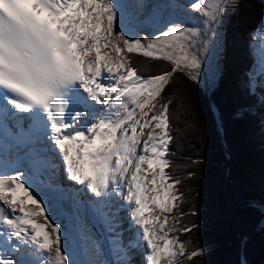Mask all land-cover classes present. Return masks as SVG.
Listing matches in <instances>:
<instances>
[{
  "label": "snow or ice",
  "instance_id": "1",
  "mask_svg": "<svg viewBox=\"0 0 264 264\" xmlns=\"http://www.w3.org/2000/svg\"><path fill=\"white\" fill-rule=\"evenodd\" d=\"M232 6L193 0L185 15L194 14V22L172 21L158 34L138 36L125 28L116 0H0V140L29 148L46 138L67 178L97 198L115 250L143 247L145 264H182L203 254L189 253L174 235L195 225H183L182 180L168 171L176 95L169 89L178 73L200 82L215 26ZM253 41L264 76V27ZM133 55L170 68L144 75ZM26 156L28 179L0 162V264H15L6 253L29 248L32 264H75L39 191L48 154L33 147ZM117 196L124 204L114 207L126 209L136 229L127 241L99 207Z\"/></svg>",
  "mask_w": 264,
  "mask_h": 264
},
{
  "label": "trees",
  "instance_id": "2",
  "mask_svg": "<svg viewBox=\"0 0 264 264\" xmlns=\"http://www.w3.org/2000/svg\"><path fill=\"white\" fill-rule=\"evenodd\" d=\"M237 6L230 25L241 45L230 42L214 89L207 94L179 73L169 89L176 95L168 171L182 180L183 225H195L179 239L203 249L192 264H264V126L257 95L242 88L256 65L253 34L264 20V0ZM132 60L144 75L170 68L138 55Z\"/></svg>",
  "mask_w": 264,
  "mask_h": 264
},
{
  "label": "bare ground",
  "instance_id": "3",
  "mask_svg": "<svg viewBox=\"0 0 264 264\" xmlns=\"http://www.w3.org/2000/svg\"><path fill=\"white\" fill-rule=\"evenodd\" d=\"M116 2L122 5L121 11L125 16L124 26L127 30H135V26L143 24V22H139V20L144 17V14H146L144 9L146 6H148L146 5L148 0H116ZM183 2L187 5L189 3L188 0H183ZM139 15L142 17L139 18ZM160 19L164 22L162 18ZM160 19L153 18L151 16L148 21L152 22L153 20L160 25L162 24L160 23ZM97 107L99 108V106ZM41 142H43V140H41ZM44 144V146H47L52 154L57 155L55 158L60 159L57 151L53 148L50 142H45ZM48 157L49 156H47V158ZM60 163V165L57 163V161L55 163L56 173H50L48 171L46 172L45 176L42 178L45 182L40 184L39 191L40 195L48 205V215L50 219L54 223L61 225L64 248L67 254H69L70 259L75 261V264L99 263L100 254H104V252L102 251L100 253L95 251V241L100 240L98 230H102V232H105L104 240H106L107 244L105 248L109 253L115 256L112 260V264H129V261H134L136 258L141 259V261H143L145 264V250L143 247L136 248L137 250H135V255L132 259L129 257L128 251L124 252L122 255H118V252L110 243L113 235L108 231V225L105 223V220L99 211L98 213L101 216V222L100 225L97 226L98 230L89 222L85 214V209L87 206H92L98 210L97 198L94 197V195L87 189L85 185L77 184L76 182L69 180L64 170L62 161H60ZM18 169L25 174L26 179L30 177V173L27 171L24 165H20ZM48 169L50 168L48 167ZM61 174L62 178L66 180L64 183L58 182V179L60 180L59 177H61ZM51 181L52 183L49 186ZM57 184H63L62 189H66L67 186H69L73 189L72 193H75L73 196H69L62 190H58V192L53 191V189H56ZM46 187L47 189L44 190ZM114 204L122 205L124 204V201L121 200L119 196H117L114 198L112 203L99 205V207L103 208L105 212L110 211L111 215L116 216V213H114L111 209V207H113L112 205ZM121 213H118V218H115L113 223L117 225V228L120 231H122V229L127 226L128 229H132L135 232L136 229L132 224H126L125 216L127 215V218L129 219L127 210L122 208ZM30 253L31 249L29 248L27 254L17 252H9L6 254L11 256L15 264H32V261H34L36 257L33 255L29 257ZM107 260L108 259L105 261Z\"/></svg>",
  "mask_w": 264,
  "mask_h": 264
},
{
  "label": "rangeland",
  "instance_id": "4",
  "mask_svg": "<svg viewBox=\"0 0 264 264\" xmlns=\"http://www.w3.org/2000/svg\"><path fill=\"white\" fill-rule=\"evenodd\" d=\"M132 1H137V0H132ZM190 4L193 2V0H188ZM238 0H233V6L226 12V14L223 16L221 19L220 23L215 26V32L216 35L213 38V42L211 45H209L208 52L207 54L203 57L204 59V66L201 70V79L200 82L197 83L199 86H201L207 94H209V91L214 89V87L217 85L219 78L221 77V73L223 71L222 69V64L223 60L225 57V52L229 49L230 42L233 41L235 44L239 43L240 41L237 39H240L241 36H238V32L235 28H233V25H230V16L232 15L233 11L235 10L234 8L237 6ZM146 8L144 9V17L139 15L141 18L139 22H143V24L139 26L134 27V32L133 34H137L138 36H145V35H150V34H158L166 25H168L172 21L176 22H186V23H192L191 16L194 14H189L188 16L185 15V6L187 5L186 3L183 2V0H148ZM150 6V7H149ZM148 7V8H147ZM238 7V6H237ZM153 18H162L164 22L160 19V23L162 24H157L155 21L152 20V22H149L148 19L150 17ZM155 26V27H154ZM232 27V28H231ZM260 27H264V21L260 25ZM234 30V31H233ZM229 34H234L235 38L232 37V35ZM241 34V33H240ZM258 36V41L261 39L259 34ZM231 37V38H230ZM243 38V37H242ZM258 41L257 43H254L252 45L255 49V54L257 57V64L253 69L252 72V79L251 82L249 83L251 86H255L254 91L252 93L254 95L259 96V107L256 108V113L259 116H262L264 118V76H261L258 74V69H259V57H260V51L258 48ZM241 45V44H240ZM196 83V82H195ZM243 88L247 87L248 84L242 83ZM253 89V88H252ZM264 120V119H263ZM264 126V123H263ZM56 163V161H55ZM60 180L64 183L66 180L61 177H59ZM62 185L63 184H57L56 190H62ZM61 186V189H60ZM66 186V185H65ZM67 191L71 193H66L69 196H73L72 189L67 186ZM44 188V190H46ZM111 207L112 211L116 213L115 218H118V213H121V209H117L112 205ZM178 211V209H177ZM178 213V212H177ZM122 214V213H121ZM126 224H132L131 221L127 218V215L125 216ZM128 222V223H127ZM115 224V223H114ZM116 225V224H115ZM181 225H177V227H180ZM117 227V225H116ZM98 230V228L96 227ZM134 232V231H133ZM135 233V232H134ZM98 234L100 237V240L95 241V251L98 252H104V254H100V260L99 263L97 264H112V260L115 256H113L111 253L107 251L105 248L106 240H104L105 237V232H102V230H98ZM113 235V233H112ZM174 235H178L179 238L181 236H185L186 233H174ZM89 238V237H88ZM187 251L190 253L193 251L192 246L187 244ZM140 248V247H139ZM137 250V249H135ZM118 252V251H117ZM124 252H118V255H122ZM135 255V254H134ZM108 259L107 261H105ZM194 259V258H193ZM192 260L188 259H183L182 264H192Z\"/></svg>",
  "mask_w": 264,
  "mask_h": 264
},
{
  "label": "water",
  "instance_id": "5",
  "mask_svg": "<svg viewBox=\"0 0 264 264\" xmlns=\"http://www.w3.org/2000/svg\"><path fill=\"white\" fill-rule=\"evenodd\" d=\"M87 212H88V214H89V217H90V219H91V221L95 224V225H97L98 224V222H97V220L95 219V217H94V215H93V211L90 209V208H88L87 209Z\"/></svg>",
  "mask_w": 264,
  "mask_h": 264
}]
</instances>
